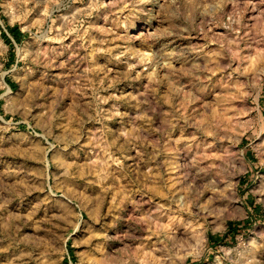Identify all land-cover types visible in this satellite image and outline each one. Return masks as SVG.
<instances>
[{"label": "clouds", "instance_id": "1", "mask_svg": "<svg viewBox=\"0 0 264 264\" xmlns=\"http://www.w3.org/2000/svg\"><path fill=\"white\" fill-rule=\"evenodd\" d=\"M82 2L10 0L0 5L23 8L21 22L36 13L25 29L33 42L10 71L0 65V100L6 115L13 117L0 116V156H21L19 161H2L0 213L7 215H0V253L6 254L0 264H59L55 256L68 257L71 264L69 240L99 253L91 256L90 264H184L189 257L214 256L208 233L223 235L219 226L226 232L229 218H247L246 212L229 216L243 203L237 194L241 171L264 165V67L254 64L247 73L243 69L246 50L264 43V0H112L111 5L88 0L75 7ZM117 5L133 18L118 19L113 27H100L91 19L100 9ZM248 13L254 14L255 35L245 20ZM207 27L226 29L213 40L218 47L185 43L197 32L207 39ZM73 34L81 40L87 37L88 66L72 78L77 71L73 66L70 82L61 78L66 87L63 93L52 89L56 98L51 105L47 97L41 100V93L30 90L25 96L22 90L40 76L39 69L27 68L28 62L54 67L65 53L44 42L62 44ZM140 40L148 47L140 48L135 43ZM98 53L124 70L111 76L114 70L95 59ZM20 61L27 70L19 67ZM61 66L69 67L66 62ZM7 75L21 84V91L13 93L3 83ZM243 75L247 78H237ZM213 76H220L223 92L207 83ZM145 79L146 86L131 84L109 92L122 81ZM75 92L88 97V103ZM61 95L72 96L67 113V100L58 104ZM21 125L26 132L2 135ZM33 137L45 144L36 147ZM245 138L249 143L242 149ZM84 142L91 153L85 154L88 162L70 163V156L80 158L78 148ZM247 148L257 151L260 165L243 159ZM27 160L44 167L34 168ZM126 160L133 162L131 169ZM78 179L85 184L72 182ZM34 192L47 193V207L39 199L35 207H24V198ZM14 198L21 203L14 204ZM86 212L93 222L84 219ZM145 230L147 236L142 235ZM81 232L85 236H79ZM219 260L264 264V227L254 226L247 239L241 236Z\"/></svg>", "mask_w": 264, "mask_h": 264}, {"label": "rangeland", "instance_id": "2", "mask_svg": "<svg viewBox=\"0 0 264 264\" xmlns=\"http://www.w3.org/2000/svg\"><path fill=\"white\" fill-rule=\"evenodd\" d=\"M106 4L111 5L112 0H104ZM162 2V0H161ZM10 3V0H0V5H7ZM88 3V0H83L82 3L76 4L75 7H83ZM264 6V5H262ZM26 7H31V5H27ZM122 5H117L116 8L108 7L100 9L99 13L94 14V17L91 19L98 20V26L100 27H113L117 20L123 21L125 18L131 20L133 17L130 15L128 10L124 12H120L119 8ZM231 6H229V9ZM23 11V8H18L17 6H12L9 8L0 7V65H3V71H10L14 65L17 64L18 58L24 53L28 44L33 42V38L29 35L28 31L25 29L33 23V20L36 17V13L32 12L28 15L27 19L23 22L20 20V12ZM252 13L246 14L245 20L246 23L253 27L255 20L252 19ZM139 23V22H138ZM144 28L143 24H139V29L142 30ZM34 31V29H33ZM118 34L123 33V29H118ZM226 29L217 28V27H207V39L203 34L200 33H193V40L186 41L185 43H207L209 48H216L218 47L217 44L213 43L214 39H218L219 37L216 35L217 33H223ZM94 35L99 36V33H94ZM254 35V33H253ZM86 41L87 37L84 40L77 39V37L73 34L68 36L66 40L62 44L58 43H49L44 42L45 47H51L56 49H61L65 55L60 59V62L57 63L52 68H47L42 65H38L35 63L28 62L27 68H31L32 70L39 69L40 76L38 79L32 81L28 88L21 89V84L15 81L11 75H7L3 78V83L11 88L12 92L15 93L17 91H23V94L27 96L29 91H33L35 93H41V100L44 97H47V103L51 105L52 100L55 99V95L52 92L53 88L59 89L62 93L66 87L64 82H60L61 78L63 81L70 82V71L73 66L77 69L76 72L72 73V78L78 76L83 69L88 66V60L85 59L88 57V51L86 50ZM140 48H147L148 43L144 42L143 40L136 41ZM13 45L10 49L8 45ZM95 47V45L93 46ZM264 53V43L260 44H253L251 49L246 50L245 56L248 57L244 60L243 69L244 72L247 73V69L249 66L256 65L257 67H264V64H256V60L260 58V54ZM97 61H101L104 64H107L111 67L114 71L111 76H114L116 72H120L124 70V66L122 64H117L115 61H112L110 57L105 55L104 53H98L96 58ZM66 62L68 64V68L62 67L61 65ZM241 66L240 60H237L234 64V67L238 68ZM20 68H26L25 62L20 61L19 63ZM44 73H48L52 76V80H48ZM111 76L109 79H111ZM238 79H246L247 75L237 76ZM53 81H57L58 83H53ZM86 83V81H85ZM208 84L212 85L217 93L223 92V85L221 84L220 76H213L210 81H207ZM131 84H141L142 86H146L147 80L143 81H122L121 83L115 86V89H109V92H113L116 89H120L122 87L131 85ZM143 90V89H142ZM75 96H79V92L73 93ZM80 101L84 104L88 103V97L86 96H79ZM215 96H213V100ZM67 100V107H64L65 113L69 112V109L72 106V96L70 95H61L58 100L59 106H63ZM250 104L251 101H248ZM261 107H264V96L261 97ZM124 107L128 111H134V109L128 108L127 105ZM167 106L165 105V108ZM59 110V109H57ZM37 112L40 109L36 110ZM0 116H4V118L12 119L13 117L10 115H6V109L4 107V101L0 100ZM15 119L19 120V116L15 117ZM67 123V120L64 121ZM33 124L35 121L33 120ZM98 128L99 125H96ZM27 128L24 125H21L19 128H14L9 133H4L2 135H11L12 132H26ZM39 131V129H37ZM59 129H57V133L59 134ZM251 133H249V136ZM34 140H37L36 147L40 145H44L45 141L43 139L33 137ZM249 141L245 138L242 143H240V148H246ZM73 148H77L76 145H73ZM80 158L76 156H70L69 162L73 164H81L88 162V156L91 155L89 147L87 146V142L82 143L79 148ZM99 151V149H97ZM151 151V149H149ZM94 159V157H93ZM244 160L251 162L253 165H260V159L258 158L257 151L253 148H247V152L243 157ZM21 160V156L18 154L13 153L12 155H3L0 156V172L4 171L5 165L2 161H19ZM25 163L31 165L34 168L42 169L44 167L43 163H40L36 160H27L24 161ZM125 165L131 169L133 167V162L131 160H126ZM137 166L140 165V161L137 160L135 162ZM115 167V166H113ZM53 172L59 171L58 168L53 167ZM75 171V169H74ZM14 175V174H11ZM134 178V177H133ZM38 182V181H37ZM55 182V180L53 181ZM76 184H85V181L82 179H78L72 181ZM91 187V186H88ZM98 191V189H97ZM237 194L240 198H242L243 203L241 207H237L229 213L230 217H237L243 215V212L247 213V218L243 220L239 219H232L229 218L226 224L227 231L224 232V225L219 226V232L224 233L223 235L217 233L213 234L211 231L208 233V241L210 245L216 250V254L208 255L200 260H193L192 258H188L184 264H220L219 258L224 255L225 252L229 248H235L238 240L241 236L244 239H247V236L250 234V230L259 225L264 227V165L259 167H255L252 171L242 170L241 175L239 177V187L237 188ZM5 196H8V193H4ZM47 193L41 192H34L31 196H26L24 198L23 204L25 208L35 207L34 201L37 199L40 200L43 207H47V204H44L43 197L46 196ZM57 199H62V197L57 196ZM13 203L19 205L21 201L18 198H14ZM75 207V205H72ZM148 207V205H145ZM243 210V211H242ZM219 211H226V209H220ZM105 218H108V210L107 207L103 210ZM0 215H7V212L0 213ZM84 219L89 222H93L90 220L88 213L84 214ZM212 217L208 218L209 223L211 222ZM204 223V221H201ZM79 236H85V233L81 232L78 234ZM142 235L147 236L148 233L145 230ZM156 238L153 237V241ZM153 241H146L147 244L151 245ZM133 245L137 244L138 241H130ZM67 251L68 255L71 258V264H90V259L92 255L99 256L98 252H95L93 248L89 247L87 244L83 242L77 244L75 240H69L67 242ZM81 253L82 255H78ZM6 254L0 253V259H2ZM56 259L59 260V264H69L68 257L60 258L59 256H55ZM136 264V262H133ZM224 264H227V261H224Z\"/></svg>", "mask_w": 264, "mask_h": 264}, {"label": "bare ground", "instance_id": "3", "mask_svg": "<svg viewBox=\"0 0 264 264\" xmlns=\"http://www.w3.org/2000/svg\"><path fill=\"white\" fill-rule=\"evenodd\" d=\"M255 26H256V21H255V23L253 24V27H252V30H253L254 35H255ZM259 56H260V58H258L259 59V62H261V64H264V53L263 54L261 53Z\"/></svg>", "mask_w": 264, "mask_h": 264}]
</instances>
